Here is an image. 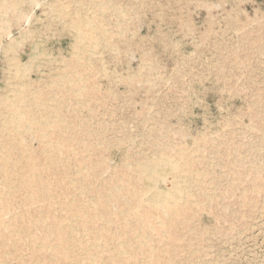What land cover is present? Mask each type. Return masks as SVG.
Returning a JSON list of instances; mask_svg holds the SVG:
<instances>
[{
    "label": "rangeland",
    "instance_id": "rangeland-1",
    "mask_svg": "<svg viewBox=\"0 0 264 264\" xmlns=\"http://www.w3.org/2000/svg\"><path fill=\"white\" fill-rule=\"evenodd\" d=\"M0 264H264V0H0Z\"/></svg>",
    "mask_w": 264,
    "mask_h": 264
},
{
    "label": "bare ground",
    "instance_id": "bare-ground-1",
    "mask_svg": "<svg viewBox=\"0 0 264 264\" xmlns=\"http://www.w3.org/2000/svg\"><path fill=\"white\" fill-rule=\"evenodd\" d=\"M5 52V51H4ZM16 74V73H15ZM80 80V79H79ZM18 91V90H17ZM20 100V99H19ZM21 102V101H20ZM15 103V102H14ZM16 104V103H15ZM14 104V105H15ZM17 106H18V104H17ZM17 108V107H16ZM14 109H15V106H14ZM13 111V110H12ZM18 113H20L19 111H18ZM17 112H15L13 115H12V119H14V120H17V121H19L20 119H22L21 118V113L20 114H18ZM23 114V113H22ZM10 116V115H9ZM23 116V115H22ZM25 116V115H24ZM44 118V117H43ZM9 120V119H8ZM7 120V121H8ZM13 120V121H14ZM11 123V122H10ZM7 124V123H6ZM149 168H150V166H149ZM144 169H146V167L144 168ZM143 169V170H144ZM152 169H154V167L152 168ZM151 170V169H150ZM142 171V170H141ZM146 171H147V169H146ZM156 171V170H155ZM143 172V171H142ZM148 172H149V169H148ZM148 172H147V175H148ZM154 172V171H153ZM87 173V172H86ZM156 173H158V172H156ZM146 174V173H145ZM151 174H152V172H151ZM149 176H150V173H149ZM148 176V177H149ZM152 176V175H151ZM173 185V184H172ZM178 185V184H177ZM175 187V186H174ZM175 188H178V187H175ZM179 190V189H178ZM171 191H173V194H174V192H175V190H171ZM167 192V191H166ZM170 193V192H169ZM155 194V193H154ZM176 194V193H175ZM156 195V194H155ZM159 195V194H158ZM165 195V194H164ZM164 195H160V196H164ZM169 195V194H168ZM170 196H173V195H170ZM158 197V196H157ZM174 199H176L175 197H173ZM184 198V197H183ZM160 198H158V200H159ZM153 200H154V197H153ZM161 201L160 202H168V204H170L169 202H170V200L168 199V197H165L164 199H160ZM177 201H178V199H176ZM175 200V201H176ZM148 201V200H147ZM149 202V201H148ZM152 202V201H151ZM157 202V201H156ZM171 203H172V201H171ZM184 203V202H183ZM156 205V204H155ZM174 205V204H173ZM162 207V206H161ZM162 211V210H161ZM175 212V211H174ZM85 230V229H84Z\"/></svg>",
    "mask_w": 264,
    "mask_h": 264
}]
</instances>
